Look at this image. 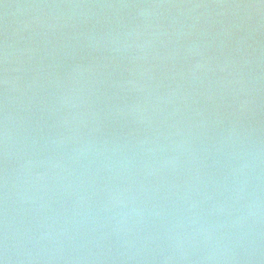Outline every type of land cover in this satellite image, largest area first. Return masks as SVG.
Listing matches in <instances>:
<instances>
[{
    "label": "water",
    "instance_id": "water-1",
    "mask_svg": "<svg viewBox=\"0 0 264 264\" xmlns=\"http://www.w3.org/2000/svg\"><path fill=\"white\" fill-rule=\"evenodd\" d=\"M0 264H264V0H0Z\"/></svg>",
    "mask_w": 264,
    "mask_h": 264
}]
</instances>
